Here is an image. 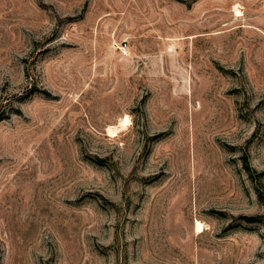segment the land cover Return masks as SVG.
I'll return each mask as SVG.
<instances>
[{"label": "rangeland", "instance_id": "1", "mask_svg": "<svg viewBox=\"0 0 264 264\" xmlns=\"http://www.w3.org/2000/svg\"><path fill=\"white\" fill-rule=\"evenodd\" d=\"M0 264H264V0H0Z\"/></svg>", "mask_w": 264, "mask_h": 264}, {"label": "bare ground", "instance_id": "2", "mask_svg": "<svg viewBox=\"0 0 264 264\" xmlns=\"http://www.w3.org/2000/svg\"><path fill=\"white\" fill-rule=\"evenodd\" d=\"M127 122H128L127 116L124 117V118H122V119L120 120V124H121V125H125ZM116 127H117V126H116ZM115 129H116V128H112V127L109 128L110 132H114ZM199 226H200V225H199V223H198V227H199Z\"/></svg>", "mask_w": 264, "mask_h": 264}, {"label": "trees", "instance_id": "3", "mask_svg": "<svg viewBox=\"0 0 264 264\" xmlns=\"http://www.w3.org/2000/svg\"><path fill=\"white\" fill-rule=\"evenodd\" d=\"M246 167L248 168L249 166H247V164H246Z\"/></svg>", "mask_w": 264, "mask_h": 264}]
</instances>
